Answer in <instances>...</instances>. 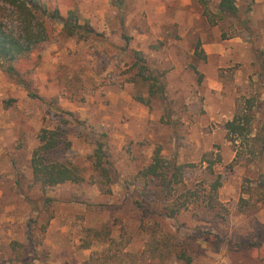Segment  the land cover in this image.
I'll return each mask as SVG.
<instances>
[{"label": "rangeland", "instance_id": "374dc122", "mask_svg": "<svg viewBox=\"0 0 264 264\" xmlns=\"http://www.w3.org/2000/svg\"><path fill=\"white\" fill-rule=\"evenodd\" d=\"M41 1L48 14L35 15L32 50L0 59V257L23 261L30 236L28 248L45 264H185L158 254L171 236H190L198 247L191 264H255L244 246L255 238L264 259V155L235 161L224 129L249 98L254 129L264 128V75L254 55L264 53V0H237L238 19L226 20L212 16L216 0ZM55 10L62 18L74 11L93 33L68 37L49 16ZM0 23L21 27L2 0ZM136 54L158 79L153 96ZM43 128L62 133L55 157L76 168L79 182L33 181L30 160ZM96 143L108 182L92 167ZM157 147L184 166L185 188L200 195L220 175L225 222L188 203L176 221L148 220L140 229L133 178ZM171 195L187 203L182 187ZM198 230L212 234L208 242Z\"/></svg>", "mask_w": 264, "mask_h": 264}, {"label": "trees", "instance_id": "16d2710c", "mask_svg": "<svg viewBox=\"0 0 264 264\" xmlns=\"http://www.w3.org/2000/svg\"><path fill=\"white\" fill-rule=\"evenodd\" d=\"M3 3L12 7L18 17L21 19L20 29L17 32L8 30L0 23V59L8 62L16 61L32 50V45L37 42L34 38L33 21L36 14H48L45 4L41 0H2ZM202 2V0H201ZM216 12L212 14L218 20L238 19L239 8L237 0H216ZM51 15V16H50ZM206 16L209 13L205 12ZM50 18L59 20L62 24V30L68 37H76L86 39L85 35L93 33V30L87 24H81L74 11H68L67 17L62 18L58 11L49 13ZM245 20L242 24L246 26ZM256 60L260 65V76L264 75V53L255 51ZM135 66L138 69V76L150 82V95L153 96L156 88L155 82L157 77L148 69L144 60L139 54L135 56ZM13 70V67H9ZM264 80V76L262 78ZM264 85V81H263ZM161 90V89H160ZM244 107H240L234 114L233 118L224 125L227 138L232 142L236 149L235 161L238 162L242 155H248L252 160L260 159L264 155V128L254 129L252 109L255 107L253 99H246ZM264 106V104H263ZM38 145L33 149L30 166L33 181L40 184L42 188L53 187L66 182H79L76 168L70 162H62L55 157V153L60 148L62 141V133L59 130L41 129L37 136ZM97 148L91 158L93 170L97 173V177L105 181H110L109 168L104 159V152L101 145L96 143ZM68 146V144L66 145ZM184 166L177 164L174 160H165L161 156L160 148L157 147L151 159V162L144 168L140 169L133 178L135 186L132 196L129 198L131 203L137 210L138 222L140 229L147 230L144 225L146 221L151 220L155 226H160L167 221H176L177 215L182 210H187L188 203L195 205L205 213L211 215V219L215 224L225 222L223 213L226 210L218 201V190L221 187V177L218 175L214 181L208 186V191L204 195L194 192L189 188H185L183 182ZM261 192H264V176L260 180ZM259 186V187H260ZM178 187L184 189V197L186 204L176 203V199H172V192ZM223 212V213H222ZM152 232V231H151ZM199 238L209 240L212 235L209 231H197ZM156 232L153 233V236ZM221 241L218 235L214 236ZM170 240L164 241V250L166 253L159 252V256L165 255L181 261L185 264H191L197 256L198 247H194V239L190 236L183 241H178L177 237L171 236ZM28 247L30 246L31 237H28ZM226 241L227 246H232L231 240ZM261 243L257 238L250 239L249 243H245L247 247L246 254L256 260L255 264H264V259L259 258V250ZM21 247L20 245H18ZM22 246L19 258H2L0 264H45L42 256L35 252L33 248ZM159 251V249H154ZM88 264V263H85Z\"/></svg>", "mask_w": 264, "mask_h": 264}]
</instances>
